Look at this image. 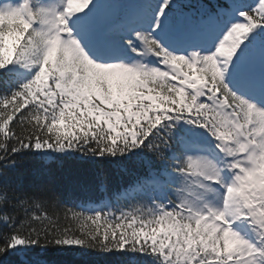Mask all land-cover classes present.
Masks as SVG:
<instances>
[{
    "label": "snow or ice",
    "instance_id": "1",
    "mask_svg": "<svg viewBox=\"0 0 264 264\" xmlns=\"http://www.w3.org/2000/svg\"><path fill=\"white\" fill-rule=\"evenodd\" d=\"M49 250L264 264V0H0V264Z\"/></svg>",
    "mask_w": 264,
    "mask_h": 264
},
{
    "label": "trees",
    "instance_id": "2",
    "mask_svg": "<svg viewBox=\"0 0 264 264\" xmlns=\"http://www.w3.org/2000/svg\"><path fill=\"white\" fill-rule=\"evenodd\" d=\"M245 2H253V0H245ZM69 167H75V164H69L67 165ZM82 198H85L86 194H80ZM93 200H96L99 198V193L97 192L96 195H94ZM66 203L70 204L71 201H66ZM111 203L113 205L119 204L120 206H124L127 204L126 201H116L114 199H111ZM65 207V204H61L58 207H53L51 204L45 205L43 209H35L37 213H40L41 211H46L50 215L54 212H58L61 217L63 216V209ZM63 223V221H62ZM73 227H76L75 224L72 225ZM47 259L53 260V264H110L109 260L107 258L101 257L102 254L99 253H91V252H84L81 250H77L75 252L69 251L65 253H59L55 250H49L47 253Z\"/></svg>",
    "mask_w": 264,
    "mask_h": 264
}]
</instances>
